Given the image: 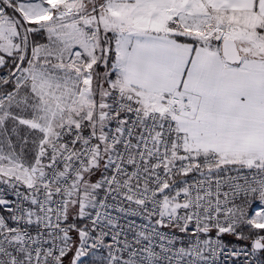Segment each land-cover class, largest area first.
Segmentation results:
<instances>
[{
  "label": "snow or ice",
  "instance_id": "obj_1",
  "mask_svg": "<svg viewBox=\"0 0 264 264\" xmlns=\"http://www.w3.org/2000/svg\"><path fill=\"white\" fill-rule=\"evenodd\" d=\"M0 264H264V0H0Z\"/></svg>",
  "mask_w": 264,
  "mask_h": 264
}]
</instances>
